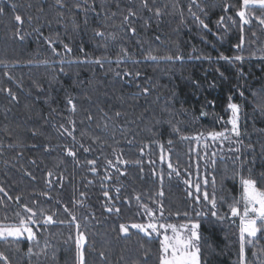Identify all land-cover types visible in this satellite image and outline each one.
I'll return each mask as SVG.
<instances>
[{
  "label": "trees",
  "instance_id": "trees-1",
  "mask_svg": "<svg viewBox=\"0 0 264 264\" xmlns=\"http://www.w3.org/2000/svg\"><path fill=\"white\" fill-rule=\"evenodd\" d=\"M196 4L199 7L192 5V12L207 29L189 12L190 0H148L151 11L141 0H87V4L84 0H64V7L55 0H0L4 9L0 14V61L7 64V68L0 65V187L7 193H0V221L17 222L14 213L22 212L23 204L33 208L38 218L43 210L55 221L43 226L41 218L40 225L32 226L39 247L26 239L19 245L0 241V252L11 264H76V229L69 213L76 216L80 230L88 237L87 264H143L147 249L151 250L148 264H158L157 239L150 240L134 229L125 238L118 231L121 223L145 221L141 204L163 203L167 214L184 222L176 212L194 216L193 209L207 212L210 207L189 197L188 192L195 195V189L185 180L192 185L199 180L203 190L207 178L211 195L215 177L217 199L227 201L218 205L220 215H230L228 204L240 195L235 173L247 177L251 169V178L264 187L260 175L264 173V25L253 17L241 31L236 13L242 0H196ZM225 4L231 5L227 12ZM129 8L136 16L125 22ZM255 13L262 14L258 9ZM15 14L24 19L22 25L14 20ZM221 16L226 18L223 25L218 23ZM130 27L136 29L135 34ZM97 31L104 37L97 36ZM241 36L243 50L238 52L235 45ZM64 45L71 48L70 53ZM122 49H127L128 59L117 66ZM148 52L183 59L154 62L144 59ZM221 54H241L244 60L230 63L219 59ZM103 57L112 62L105 60L103 66L76 62ZM125 71L133 75L115 74ZM144 88L149 89L147 95ZM6 89L15 94V100ZM68 97L77 106L75 113L70 111ZM229 97L241 108L239 161L235 160L237 153H229L218 142L209 141V156H204L203 144L197 146L173 132L175 125L190 137L229 128L225 124L230 115L226 112ZM116 112L121 115L117 117ZM70 120L75 122V141L61 135L60 125L71 129ZM161 145L164 161L160 159ZM66 147L76 156L67 155ZM212 152H216L214 166L209 163ZM117 153L128 162L117 165L120 171L107 165L108 160L115 161ZM93 159L95 173L87 163ZM169 160L179 176L168 168ZM49 170L53 171L51 185L46 182ZM58 176L60 183L56 182ZM105 191L111 199L104 196ZM161 191L163 197L159 196ZM113 204L120 209L119 214L106 211V206ZM201 232L207 264H238V217L219 221L209 215L201 221ZM258 237L246 246L249 264H264V237L260 233ZM45 241L49 244L47 254L29 260L27 249L31 246L34 253L39 252ZM53 250L56 260L51 257ZM101 251L106 260L100 259Z\"/></svg>",
  "mask_w": 264,
  "mask_h": 264
},
{
  "label": "snow or ice",
  "instance_id": "snow-or-ice-1",
  "mask_svg": "<svg viewBox=\"0 0 264 264\" xmlns=\"http://www.w3.org/2000/svg\"><path fill=\"white\" fill-rule=\"evenodd\" d=\"M56 4L60 7H64V0H55ZM142 5L144 8H148V0H141ZM84 3L87 4V0H84ZM192 5H195L196 7H199L198 4H196V0H190V6H189V12L191 15L199 21V23L205 28H208V25L204 23L203 20L200 19L199 16L196 15L195 12H192ZM13 9L16 8V5H12ZM77 7H80V5H77ZM231 7V5L225 4L224 11L227 12L228 8ZM259 10L262 14L260 16L254 17L255 10ZM149 11L152 9L148 8ZM203 11V9H201ZM4 13V9L0 8V14ZM155 14L157 16L161 15V11L159 8L156 9ZM115 15V14H113ZM236 15L239 17L240 25H241V31H243V26L250 24L252 18L254 17L259 21L261 25H264V0H242V4L240 9L237 11ZM136 16V12L133 11L131 8L128 9V15L124 16V21L128 22L130 17ZM225 17L221 16L219 20V24L223 25L225 21ZM228 20H232V17H227ZM14 20L17 22L18 26L22 25L24 23V19L20 14L14 15ZM28 20H31V17H28ZM235 23V21H233ZM36 31H39V29H36ZM129 31H131L132 34H135L136 29L133 27L129 28ZM225 31H227L225 29ZM17 35L19 36L20 40L24 39V36L19 35V30L17 31ZM96 35L103 38L104 33L103 32H96ZM112 39H115V36H112ZM158 39V38H157ZM49 44L51 46L52 42L49 41ZM243 44H244V38L241 36L240 43L235 45L238 52H242L243 50ZM106 47V45H105ZM64 49L66 52L70 53L71 48L68 47V45H64ZM53 52L55 55H59L58 52H56L55 48H53ZM123 55L121 57H118L115 61L117 66H119L122 63H125L128 59V53L127 49H122ZM144 59L159 62L160 60H167V61H173V60H181L183 59L180 56H156L153 55L151 52H148ZM219 59L228 61L230 63H235L237 61H243L244 56L241 54H237L235 56L229 57L225 56L223 54L220 55ZM105 60L108 61V63H111L112 61L109 60L107 57L103 58H96L93 61H76L77 63H87L92 62L97 65L103 66ZM73 61H69V63H72ZM47 63V61H45ZM64 61L61 60V64H63ZM134 63H138V61H134ZM0 65L7 68V64H5L4 61H0ZM110 71L112 69H109ZM61 72L64 71L63 67L60 69ZM117 76L123 75L124 77L131 76L133 73L125 71L123 74L120 72L115 73ZM5 76H8L9 79H12V77L9 75L8 72L4 73ZM135 75L138 77L140 75L139 72H136ZM8 91L9 95L13 100L16 99V96L14 93L11 92L10 89H6ZM143 93L147 95L149 92V89L144 88ZM240 95L243 97L244 93L241 92ZM232 98L229 97V103L227 104L226 112L230 113L228 116L227 121H225L226 125H230V128L225 127L223 130L220 131H209L205 135L203 132L198 133L194 136H187L183 135L181 132V129L178 125L173 126V132L179 136L182 140H191L195 141L197 146H200L203 144V147L205 149L204 156H209V152L207 149L209 148V141H211L213 144H216V142H219V147H223V143L225 141H228L230 144L235 143L237 145L242 144V141H240L238 138L241 136L240 131V121H241V108L240 105L237 103L231 102ZM67 104L70 106V111L72 113H75L77 110V106L74 103V100L72 97L67 98ZM117 117L121 115L120 112H116L115 114ZM201 115H206V113L201 112ZM88 119L91 120V115L88 116ZM219 120L223 121V117H218ZM69 123L72 125V128L69 129L68 127H65L64 124L60 125V129L63 131L61 132V135H67L72 138L73 141H75L76 137L74 135L75 131V122L69 121ZM105 128L108 127L107 124L104 125ZM33 135H35V131L32 132ZM94 139L98 140L99 137H95ZM169 144L172 143L171 140L168 141ZM11 147V145H9ZM33 147H36V145H33ZM83 147V145H81ZM47 151V148L45 149ZM85 152H88V148H84ZM229 152H235L237 153L235 160H240V148H229ZM67 155L75 157L76 153L70 148L66 147ZM141 152L143 153V149H141ZM216 156V152L211 153V157H213L209 163L211 165L216 164V160L214 157ZM161 161L165 160V154L163 150V145H161ZM32 163H35V161H32ZM87 163L89 165H92L91 171L93 173L96 172V160H88ZM128 162L123 160L121 156L116 157L115 163L113 160H108L107 165L108 167L114 168L116 171H120V169L117 167L118 164H127ZM139 163V161H137ZM243 163V162H241ZM168 168L172 170V172H175L177 176L180 175L179 170L174 168L172 163L168 162ZM121 175H125L124 172H120ZM27 175L31 176L32 174L29 172ZM171 176V172L169 173ZM236 176L239 177V184H240V195L238 198H233L232 202L228 204L230 215L219 214V204L227 203L224 197H220L219 201L217 199L216 190H215V184L216 180L215 177L212 178V186L213 191L210 195L207 191V186L209 184V181L207 178L203 180L204 188L202 190L201 183L199 180L194 185L191 184L190 180H185V184L189 186V188L195 189V195L192 191L188 192L189 197L193 198L196 204H201V202H204L205 204L209 205L208 211H197L193 209L194 216L190 214L189 212L185 211L183 213L176 212L175 216L180 217L181 215L184 217V222L180 223H171L168 222V218L165 216V209L163 206V203H158L156 209L149 208L147 205L141 204V208L143 209V213L146 217L147 222L146 223H131V224H124L121 223L118 226L119 234L122 237H130L132 234L130 230L134 229L137 233L143 234L144 237L149 238L150 240L155 238L159 241V249H158V255L157 260L158 264H207V261L204 259V254L202 250V241L204 240V237L201 232V221L205 218H207L209 215L219 221H224L226 219L231 218H239V260L238 264H249V261L247 260V252H246V246L253 245V240L258 239V233L261 234L262 237H264V187H258V182L256 179L251 178V169H249V176L245 177L240 172L235 173ZM261 178H264V173H261ZM53 176V171L49 170L47 172V177L49 178L46 182L51 185L53 183L51 177ZM35 179V177H32ZM110 179V177H106ZM61 177H57L56 182L60 183ZM91 183V182H90ZM117 193H119L120 189L116 190ZM0 193H7L5 192V189L3 187H0ZM44 195H47L44 193ZM83 195V194H82ZM164 193L161 191L159 193V196L163 197ZM104 196L108 199H111L109 197V193L107 191L104 192ZM9 200L12 199L11 196L8 197ZM136 200L140 201V196H136ZM2 202V201H0ZM16 202H20V197H16ZM154 203H156L154 201ZM22 212L17 211L14 213L15 217L17 218L18 222L16 223H4L0 221V241L5 242H14L17 245H19L22 240H27L30 244L32 242L35 243L37 247L40 245V241L37 236V232L33 230V225H40L41 224V218H42V224L43 226H47L50 224L55 223L52 215H46L43 210L40 211V218L37 217V212L29 207L27 204L21 205ZM65 212H68V208H64ZM106 211L111 213L115 211L117 214L120 213V209L118 207H115V205L106 206ZM71 216L70 223L74 224V227L76 229V236L74 239L75 247H76V264H87L85 252L87 250V244H88V237L86 236L85 232L81 231V225L76 222L77 218L75 215ZM169 215H172V213H169ZM8 218L5 217V220ZM59 223L63 224L64 221H59ZM69 239H72L70 236ZM141 248L144 247V245H140ZM49 248V244L47 241H45L44 246L40 248L39 252L34 253L33 248L30 246L27 249L26 255L29 257V260L32 256H40L41 254H47V250ZM19 251V248L17 249ZM94 250V249H93ZM150 249L145 250L144 252V259L143 264H148V258ZM255 255V253H253ZM101 260H106L107 257L105 255L104 251H101L99 253ZM51 257L53 260H56V251L53 250L51 253ZM0 262H3V264H11L9 257L4 254V252H0ZM133 264H140V261H133Z\"/></svg>",
  "mask_w": 264,
  "mask_h": 264
},
{
  "label": "rangeland",
  "instance_id": "rangeland-1",
  "mask_svg": "<svg viewBox=\"0 0 264 264\" xmlns=\"http://www.w3.org/2000/svg\"><path fill=\"white\" fill-rule=\"evenodd\" d=\"M255 15H256V13L254 12V17H255ZM231 127V126H230ZM229 127V128H230ZM219 143V142H218ZM223 147L228 151V149L231 147V148H236V147H239V145H237V144H235V143H229L228 141H225L224 143H223ZM229 152V151H228ZM229 153H232V152H229ZM117 156H121L119 153H117L116 154V157ZM115 161H116V159H115ZM114 161V162H115ZM148 207L149 208H152V209H156V207H157V205H148ZM140 209H141V211H142V213H143V209L140 207ZM143 215H144V213H143ZM165 216L168 218V222H171V223H180L179 221H177V220H174L172 217H171V215H169V214H167L166 212H165ZM144 217H145V215H144ZM3 222V221H2ZM18 222V221H17ZM147 222V220H146V217H145V221H143V222H141V223H146ZM182 222V221H181ZM4 223H6V222H4ZM8 223H16V222H8Z\"/></svg>",
  "mask_w": 264,
  "mask_h": 264
}]
</instances>
